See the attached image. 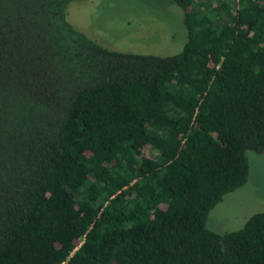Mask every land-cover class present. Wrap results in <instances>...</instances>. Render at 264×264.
Wrapping results in <instances>:
<instances>
[{"label": "trees", "instance_id": "16d2710c", "mask_svg": "<svg viewBox=\"0 0 264 264\" xmlns=\"http://www.w3.org/2000/svg\"><path fill=\"white\" fill-rule=\"evenodd\" d=\"M76 0H0V264H264V211L208 215L264 152V0H169L168 56L108 49Z\"/></svg>", "mask_w": 264, "mask_h": 264}, {"label": "rangeland", "instance_id": "374dc122", "mask_svg": "<svg viewBox=\"0 0 264 264\" xmlns=\"http://www.w3.org/2000/svg\"><path fill=\"white\" fill-rule=\"evenodd\" d=\"M67 17L102 46L121 52L168 56L179 52L187 38L178 7L169 0H76ZM247 157L246 183L212 208L207 228L236 230L253 213L264 211V152L249 150Z\"/></svg>", "mask_w": 264, "mask_h": 264}]
</instances>
